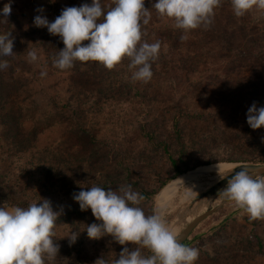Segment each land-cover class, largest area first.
Masks as SVG:
<instances>
[{
	"label": "rangeland",
	"instance_id": "1",
	"mask_svg": "<svg viewBox=\"0 0 264 264\" xmlns=\"http://www.w3.org/2000/svg\"><path fill=\"white\" fill-rule=\"evenodd\" d=\"M0 1L3 5L9 2ZM26 13L27 10L18 11L12 7L7 17H17L18 22L11 20L15 23L14 39L27 60L29 51H37V60L28 61V65L42 72L46 68V59L40 49L42 34L41 31L27 34L31 28L23 17ZM55 18L51 14V19ZM247 18L250 37L244 40L245 43H251V48H264V12L254 9ZM32 34L39 40L30 36ZM216 66H219L218 61ZM101 71L115 90L109 93L110 99L103 100L98 106L92 105L98 96L93 95L87 100L82 97L85 106L82 123L90 135H79L71 129V125L77 124L71 109L59 111L50 127L46 126L47 121L36 120L35 141L29 135L20 136L18 124L0 116V202L2 199L10 202L4 197L9 191L20 202L31 204L48 199L54 211L63 208L53 238L59 244V252L55 260H46V264H95L101 257L113 264L124 247L129 250L134 247L131 243L120 245L110 235L96 240L88 238L86 227L100 222L90 208L81 211L73 199L81 190L92 186L117 190L131 184L141 195L143 192L156 193L150 198L144 197L139 205L146 215H151L161 212L157 202L165 187L162 184H169L198 167L219 162L264 164V127L253 130L247 123V112L253 102L257 107H264V94L248 102L251 91L244 80L253 74L250 71H241L239 78L235 74L240 71H235L230 90L224 87L225 76L221 71L214 75L204 69L188 74L172 71L165 74L164 79L153 76L146 84L133 82L125 63ZM256 73L264 75L263 71ZM66 78L68 80L67 75L58 74L53 81L35 82L36 105L50 107L42 100H46L44 92L52 86L60 89L59 96L63 100L76 96L80 91L65 84ZM204 79L209 86L205 85ZM66 90L72 92L71 97L63 95ZM10 92L15 93V90L11 88ZM152 94L158 98L157 102L149 101ZM159 94H163L162 98ZM177 112L182 116L175 129ZM62 118L63 121H59ZM143 124L145 132L141 128ZM9 128L12 131H8ZM89 138L95 140L93 145ZM78 141L80 145L77 146ZM61 156L68 162L65 168L60 163ZM174 162L183 174L176 176ZM230 170L201 174L163 199L164 220L176 236L186 222L205 212L211 201L207 198L197 202L184 216L193 200ZM220 202L218 199L213 206ZM176 223L178 226L173 229ZM72 232L78 233L75 243H70ZM185 245L199 249V258L194 264H264V220L250 221L243 210L227 201L195 228ZM141 252L150 255L147 249H141Z\"/></svg>",
	"mask_w": 264,
	"mask_h": 264
},
{
	"label": "clouds",
	"instance_id": "2",
	"mask_svg": "<svg viewBox=\"0 0 264 264\" xmlns=\"http://www.w3.org/2000/svg\"><path fill=\"white\" fill-rule=\"evenodd\" d=\"M222 0H156L152 8L161 19L173 21V27L188 33L203 27L208 29L214 21L215 10ZM236 17H243L252 10L264 12V0H230ZM11 0L4 4L2 15L11 14ZM43 12V9H38ZM151 12L144 0H111L105 10L101 0H92L79 7H65L61 14L49 21L36 15L34 26L47 28L50 35L58 36L64 47L52 58L53 67L71 69L75 62H98L108 70L114 69L127 58L133 82L148 83L153 77L152 64L158 60L161 42H143L146 33L143 26L149 23ZM14 38L11 32L0 34V56H11ZM87 41V43H85ZM30 62L37 60L35 49L28 52ZM0 62V69L8 67ZM47 75L42 71L41 76ZM247 123L253 129L264 127V107L253 104L247 112ZM264 140V138H262ZM220 195L243 210L250 221L264 220V176H257L243 168L227 181ZM73 199L81 211L91 209L95 219L86 227L89 239L110 235L124 247L113 264H194L199 249L178 242L168 228L163 212L146 215L139 207L144 196L132 189V185L107 190L92 186L74 194ZM63 208L54 211L48 199L29 204L26 208L0 207V264H46L55 260L59 244L55 243L56 221ZM70 243H75L78 233L72 232ZM147 249L150 255H143ZM95 264H108L101 257Z\"/></svg>",
	"mask_w": 264,
	"mask_h": 264
},
{
	"label": "trees",
	"instance_id": "3",
	"mask_svg": "<svg viewBox=\"0 0 264 264\" xmlns=\"http://www.w3.org/2000/svg\"><path fill=\"white\" fill-rule=\"evenodd\" d=\"M155 2L156 0H144L145 8L149 9L151 12V19L147 25L143 26V31L146 33L143 37V42H148L150 44L157 40L161 42L159 58L152 64L153 76H163L164 79V75L172 71H180L186 74L187 72L204 69L211 75H214L215 72L218 74L221 71L225 76L223 77L224 82H226L224 87L230 90L233 85L231 76H234L235 71H240L235 74L236 78L241 77V71H250L253 74H250L248 80H244L246 86H249L251 91L248 95V102L253 101L259 94L261 96L264 94V75L256 73L259 71L264 72V48L260 46L251 48V43L246 44L244 41L250 37L249 31L247 30L248 13L243 17H236L233 13L230 0H222L221 6L215 10L214 21L210 27L208 29L201 27L190 31L188 33L189 38L181 42L180 37L185 33L181 29L174 28L173 21L161 19L158 16L156 10L152 8ZM11 3L14 5H11V7L18 11L27 10V13L23 16L26 18L25 21L30 23L31 29L27 34L34 31H41L42 38L40 49H42L46 59V68H44V71L47 75L42 77L41 72L35 70L33 67H29V60H27V57L22 52L23 49L19 47V43L14 39V54L11 56H0V62L7 61L9 65L5 71L4 69H0V116L12 123H17L20 136L25 138V136L29 135L33 137L35 141L37 131L34 124H36V120L39 122L47 121L48 125L46 126L50 127L56 121L54 120V116L56 117L59 111L62 109H71L77 122V124L71 125V129L76 131L75 133L79 135L89 134L84 123H82L84 119L83 114L85 113L82 97H87V100L93 97V95L98 96L99 98H96L92 103L93 106H98L103 100L107 101V99L111 98L109 93L115 90L112 86L113 83L105 80L106 74L103 72L104 70L100 72V69L106 68L98 62L91 61L86 63L77 61L71 69L67 70H59L53 67L50 61H52V58L57 55L58 51L61 50L64 45L58 36L50 35L47 28H38L34 26V17L36 15H43L46 16L49 21H54L51 19V14L52 16L58 17L65 7H79L85 3L90 5L92 0H11ZM101 3L105 10H107L111 5V0H101ZM3 7L4 5L0 1V34L11 32L12 38H15L13 27H15L14 24L17 21V17L15 19V17L12 16H3ZM41 8L43 12H38L37 10ZM28 11H30L31 15ZM13 19L15 20L14 24L12 23ZM30 36L35 37L36 35L32 34ZM35 39L38 38L35 37ZM85 43H87V41ZM216 61L219 62V66H216L217 68H215ZM122 63L128 64L129 61L125 58ZM21 69H23V71ZM19 73H21V75H19ZM58 74L67 75L68 80L66 78L65 84L71 85L76 91L80 92L68 100L67 98L63 100V98L59 96V88L54 86L51 87L52 89L47 88V91L44 92L47 97L46 100H42V103L45 102L51 109L53 108L54 110L51 112L48 110L50 107H47V105H36L37 89L34 84L37 81H53L54 76ZM204 80L205 85L209 86L207 79ZM160 82L162 84L164 83L162 81ZM181 83L182 82H180V84ZM11 88L15 90V93L10 92ZM234 89L236 90V88ZM239 92L240 91H238V93ZM63 95L71 97L72 92L66 90L65 94L63 92ZM159 95L160 98H162L163 94ZM228 95L232 94L228 93ZM150 97V102H157L158 98L154 94ZM246 99L247 98H245V100ZM85 105L87 106V103ZM236 111H239V109L237 108ZM38 113L41 115H38ZM235 114H238V112ZM180 116H182V113L177 112L174 117L175 129L178 128V119ZM58 117L60 116L58 115ZM59 121H63V118ZM141 128L142 131L145 132L146 126H144V124ZM8 131H12V128H9ZM89 140L92 143L91 145H93L95 140L91 141V138H89ZM78 145H80L79 141L77 142V146ZM60 163H62L63 168L68 164L64 156H61ZM174 166H176V163ZM176 171V176L184 173L178 166H176ZM166 184L167 183H164L162 186L164 187ZM155 194L156 193L153 195L147 192L142 193L146 198H150ZM12 196L13 195L9 191H6L4 197L10 202H3L2 199L0 207L13 208L18 206L26 208L29 205L28 203L15 200L13 198L14 196Z\"/></svg>",
	"mask_w": 264,
	"mask_h": 264
},
{
	"label": "water",
	"instance_id": "4",
	"mask_svg": "<svg viewBox=\"0 0 264 264\" xmlns=\"http://www.w3.org/2000/svg\"><path fill=\"white\" fill-rule=\"evenodd\" d=\"M243 168H246L247 171H249L252 174H256L259 176H264V164H252V163H242L237 165L235 168L227 172L220 181H218L215 185L210 187L207 191L199 195L197 198L193 200V202L190 204L188 210L185 212L184 216H186L189 211L194 207V205L201 201L205 200L207 198H210V205L207 208V210L196 217H194L192 220L186 222L183 229L179 232L177 235L178 242H181L183 244H186L189 237L191 236L192 232L195 230V228L205 219L210 217L212 214L219 211L224 204L227 203V200H225L221 195L220 192L223 190V188L226 186L227 181L231 179L237 172L243 170ZM221 199V202L217 204L216 206H213V204L218 200ZM183 219L179 220V223ZM178 226V223L174 224L172 227L175 229Z\"/></svg>",
	"mask_w": 264,
	"mask_h": 264
},
{
	"label": "bare ground",
	"instance_id": "5",
	"mask_svg": "<svg viewBox=\"0 0 264 264\" xmlns=\"http://www.w3.org/2000/svg\"><path fill=\"white\" fill-rule=\"evenodd\" d=\"M237 165L234 163H227V162H219L211 165L201 166L196 168L195 170L173 180L169 184H167L158 195V207L162 211V205H163V199H165L172 191L178 189L185 183L189 182L190 180L196 178L197 176L208 173V172H214L218 170L223 169H233ZM157 201V200H156Z\"/></svg>",
	"mask_w": 264,
	"mask_h": 264
}]
</instances>
